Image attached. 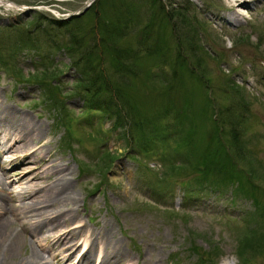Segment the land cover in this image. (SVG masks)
Returning <instances> with one entry per match:
<instances>
[{
	"label": "rangeland",
	"instance_id": "obj_1",
	"mask_svg": "<svg viewBox=\"0 0 264 264\" xmlns=\"http://www.w3.org/2000/svg\"><path fill=\"white\" fill-rule=\"evenodd\" d=\"M3 1L14 7L0 6V100L45 130L27 147L40 149L42 144L44 152H51L45 160L30 158L33 163L21 154L4 163L14 193H25L27 186L34 191L21 201L10 202L4 195L0 205L42 201L38 189L54 184L44 170L55 160L73 172L67 186L58 188L62 196L69 193L71 201L47 204L43 216L59 210L66 214L70 208L67 223L81 222L91 234L82 227L79 234L56 243L57 233L49 225L31 231L38 217L20 216L16 228L21 243L10 256L4 250L8 239H1L0 264H69L71 259L58 254L70 253L66 248L78 238H88V244L73 249L71 264L83 253V264H97L98 254L108 250L116 259L104 264H264V0L249 3L250 8L226 0H162L193 7L209 87L186 68L174 72L173 62L162 65L148 54L123 61L126 75L114 71L112 45L100 47L102 34L93 28L96 18L86 17L82 42L102 49V63L87 74L103 70L106 79L95 85L107 81L121 88L112 110L86 114V89L80 87L82 76L73 65L81 52L70 49L76 25L70 29L50 21L70 20L92 0ZM147 10L145 2L143 12ZM234 10L242 12L240 22L232 21ZM42 14L50 20H43L37 32L31 23ZM178 32L184 33L183 28ZM136 33L118 40L117 47L135 50ZM179 34H167L171 61L179 51ZM90 61L96 66L98 58L94 55ZM91 79L86 77V83ZM220 116L239 122L237 129L243 131L244 151L237 150L235 161L212 153L226 143L227 136L220 137ZM4 148L0 146V157L8 159ZM215 162L227 174H218ZM29 167L32 176L17 182ZM229 168L237 174L227 185L223 177L234 175ZM21 224H28L26 231ZM248 233L249 244L237 249ZM34 249L42 260L30 257Z\"/></svg>",
	"mask_w": 264,
	"mask_h": 264
},
{
	"label": "trees",
	"instance_id": "obj_2",
	"mask_svg": "<svg viewBox=\"0 0 264 264\" xmlns=\"http://www.w3.org/2000/svg\"><path fill=\"white\" fill-rule=\"evenodd\" d=\"M145 2L148 3L149 8L146 14L143 12V5L145 4ZM189 4L191 5V3ZM192 10V6H182L180 4L176 6L171 2L166 5L162 2V0H96L86 10V12L82 13V15H73L71 16L70 20L66 21L51 20V23H55L59 27L62 26L65 28H70L72 27V23H75L76 25V27L74 28L75 31H72L71 34V38L73 36V45L70 49L72 50V53L81 52L80 57L77 58V61L74 62L73 65L77 68L79 67V73L82 76V80H78V83H80V87L83 90L86 89L84 91V96L87 101V109L85 110V114L87 110L96 111L98 109L105 113L112 110L113 100H115L116 98L118 99V94L121 91V88L117 86L116 89V87H112V85H110L107 81L103 82V85L105 86L100 85L98 87L97 85H95L98 81L103 80V78L106 79V74L103 73V70L95 72V76L92 75V77L87 74V71L92 72L95 68H98L97 65H100L98 64L99 61H101L102 63V55L100 53L102 52L101 48L102 46H106L108 43L112 45V47H110V51L112 55L115 56L113 61L117 60L116 62L114 61V71L117 70L116 72L126 75L125 69L127 63L125 64L123 61L131 58L135 59L137 54L141 53L155 57L161 62L162 65L169 63L171 64L173 62L174 72H177L176 68H178L179 70L180 68H186V71H188L190 75L193 74L194 76L200 78L201 80L204 79L205 81L206 70L204 63H206V59L205 56L202 55L203 50L200 49L201 38H199L200 34L198 31L200 29V22L198 23V19L192 12ZM191 13H193V15H191ZM86 17H88L89 19L96 18V27L93 28H98V30L101 32L99 33L102 34L100 35L101 48L96 44L87 45L86 43L82 42L83 36L86 35V33L84 32L86 28H84V25H82V21H84ZM103 18L107 19L108 23H104ZM43 20L50 19H48V17H46L45 15L43 16V14L40 15L35 23H31L32 26H34L35 24L33 30L37 32L42 31L40 29L42 27L41 24L43 23ZM181 27L183 28L184 33L179 34L178 31L179 29H181ZM135 32H137L136 34H138L139 36L136 49L132 50L126 48L120 50V48L117 47L118 40L129 37L131 34H135ZM167 34H171L172 36H177V34H179V40H177V42L179 43V51L176 56L173 57L172 61L169 60V55L171 56V46L166 39ZM25 35L29 36L27 34ZM79 37H81L80 40ZM23 41L26 40L23 39ZM186 51L188 52L187 55L185 53ZM94 55H96V57L98 58L96 66L90 61L91 57H94ZM3 60L2 57H0V67H4L2 66ZM5 63L8 66L6 58ZM192 66H194V68ZM127 68L129 67L127 66ZM131 72L133 73L132 70ZM86 77L93 79L86 83ZM205 83L207 87H209L208 82L205 81ZM102 93L103 98L102 95H100ZM104 95H106L107 97ZM231 111L229 110L230 115L232 114ZM233 113L235 114V116L237 115L238 117H240V115L236 113V111H233ZM227 115L229 116V114ZM116 123L118 124L119 121H117ZM217 123L221 127L220 137L222 139H225L227 136V138L226 143L225 141H223L224 143L220 144V146L217 145L215 151H213L212 153L213 155L217 156V158L218 156H220L223 160H225V158L230 159L229 156H233L235 161V157L237 158V150H242L243 152V146L245 145L243 143V131L242 129H237L239 122H234V120H231V118L226 119V117L220 116L217 120ZM223 144L228 145V150L227 146H223ZM142 149L143 151H149V149ZM216 164L217 162H215L213 166L216 167L218 174H227V172H225L226 170H222L220 167L218 168ZM228 171H230L231 174L233 173L234 175H231L232 177L229 176L231 178H228V180L226 179L228 176L223 177V181H225V184L230 181L234 182L236 180L234 178L236 177L235 175L237 173L232 172L231 168H229ZM238 180H240V178H238ZM217 186L218 185H216V187ZM249 234L250 233H248L246 236L244 234V236L241 238V244L237 249H240L242 246H244L245 243L249 244V241L251 240ZM239 252L240 254H242L241 250Z\"/></svg>",
	"mask_w": 264,
	"mask_h": 264
},
{
	"label": "bare ground",
	"instance_id": "obj_3",
	"mask_svg": "<svg viewBox=\"0 0 264 264\" xmlns=\"http://www.w3.org/2000/svg\"><path fill=\"white\" fill-rule=\"evenodd\" d=\"M227 2H235L239 4H247L248 7L249 3L252 2H259L260 0H226ZM14 4L4 2L3 0H0V6H4L5 8H13ZM31 10H35V8H28ZM25 8L24 10H28ZM241 11L234 12L232 15H234V20L232 19L233 22H240L241 20ZM240 14V15H239ZM231 18H233L231 16ZM226 19V18H225ZM232 21L229 23L232 25ZM0 100V146H4L5 148L3 149V152H7L10 154L8 159H2L0 157V202L4 204V195H6L10 202L11 201H21L22 199H25V197H31L33 194V187L29 188L27 186V189L25 190V193H20V192H15L12 188L11 183L14 182L10 179V177L7 175V172L4 171V163L8 162L9 164L12 163L14 160L19 158V154L23 158L29 159V163H33L30 158L34 157H39L41 158L40 160H45V158L50 157L48 156L49 152H44L43 148L44 146L42 144L39 145L40 149L37 147L34 149H31L27 147L28 141L33 142L37 137H41V135L45 132V130H41L38 127V124L34 121L31 120L30 117L25 115L23 112L18 113L17 111L9 110L7 107H4V102ZM11 107V106H10ZM50 142V141H49ZM48 142V143H49ZM51 143V142H50ZM33 147V146H32ZM21 150V151H20ZM37 151L41 154L40 156L37 155ZM4 157V156H3ZM36 158H34L35 160ZM68 168V170H67ZM34 170V169H33ZM31 167L26 169L24 171V176L19 178L20 183H25L27 179H29L32 176V171ZM71 170L69 169V166L66 164H61L60 162H55V160L52 161V164L50 163L48 167L44 170V174L47 179L54 180L53 185H46L44 190L42 191L43 187L38 189V191H41V199L42 201H36L37 203L35 204L34 198L30 202L26 203H20L18 206H12L11 204L9 205H0L1 207V212H0V241L1 239L5 238L8 239L9 241L7 245L5 246V252L9 251L10 256H13L15 252L17 251L16 247L19 243H21V238H20V229L16 228L17 224L19 221L18 218L20 216L22 217H28L30 216V220H33L34 218H37L36 222L31 224L33 226L31 231H36L38 229L47 227L48 225L50 226V229L55 230L57 233V239L55 240L56 243L59 240H62L63 242L65 239H68L72 237V235L79 234L80 228L84 227V230H87L91 234V230L88 228H85V225L82 224L81 222H78L76 226H72V223H67L69 219H71V209L69 208L68 212L65 214V211L62 212V210H59L57 214H53L52 216H48L47 218H44V214L46 211H44L43 208L48 205H52L54 202H57L58 200L62 202L63 200L65 201V204L67 205L71 201L70 194L68 195H61L60 193L63 192L60 189H58L61 185L62 188L67 186V176L68 174H71ZM34 179V178H33ZM60 179L59 182L57 180ZM50 186V187H49ZM3 195V196H2ZM8 206V207H7ZM80 223V224H79ZM62 226V227H61ZM23 230H27L28 224H21ZM80 231V232H79ZM84 244L85 246L88 244V238L86 240L82 241L77 239V241L72 240L68 248H66L67 252L73 249H79ZM65 250V251H66ZM70 252L68 254H62L63 252H60L58 256H61L62 259H71L70 262L73 260L74 252ZM78 251V250H76ZM75 251V252H76ZM108 251H103L98 254L99 256V263L97 264H104L108 263L109 261H114L116 259V256L110 257L107 253ZM85 254L83 253L81 255V258L78 261H75L72 264H83L85 262ZM72 256V257H71ZM30 257L42 260L43 256L39 252V250L34 249ZM115 259H112L114 258ZM69 261L68 263L71 264ZM118 262H114V264H117ZM3 264V263H1ZM18 264H34L31 262L28 263H18ZM86 264H91L90 260ZM93 264V263H92ZM96 264V263H95ZM118 264H121L119 262Z\"/></svg>",
	"mask_w": 264,
	"mask_h": 264
},
{
	"label": "water",
	"instance_id": "obj_4",
	"mask_svg": "<svg viewBox=\"0 0 264 264\" xmlns=\"http://www.w3.org/2000/svg\"><path fill=\"white\" fill-rule=\"evenodd\" d=\"M94 1H96V0H92V1L89 2V3H86V5L81 9L80 12H78V13H73V14H71V16H72V15H82V13L86 12V10L92 5V3H93ZM71 16H70V17H71Z\"/></svg>",
	"mask_w": 264,
	"mask_h": 264
}]
</instances>
